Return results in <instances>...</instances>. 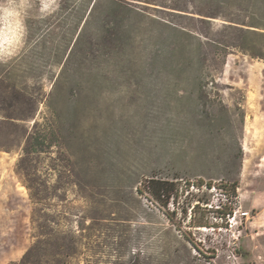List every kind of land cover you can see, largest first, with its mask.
Listing matches in <instances>:
<instances>
[{"label": "rangeland", "instance_id": "1", "mask_svg": "<svg viewBox=\"0 0 264 264\" xmlns=\"http://www.w3.org/2000/svg\"><path fill=\"white\" fill-rule=\"evenodd\" d=\"M183 3L97 31L83 2L0 0V264L33 245L28 264H264V60L206 39L224 21L202 15L236 7ZM199 69L213 81L200 87ZM34 120L56 141L31 161L46 187L31 199L16 165ZM150 176L183 188L174 225L136 192ZM200 181L215 187L185 186Z\"/></svg>", "mask_w": 264, "mask_h": 264}, {"label": "trees", "instance_id": "2", "mask_svg": "<svg viewBox=\"0 0 264 264\" xmlns=\"http://www.w3.org/2000/svg\"><path fill=\"white\" fill-rule=\"evenodd\" d=\"M182 1V2H181ZM221 4L218 5L220 9L236 7L240 12L243 13V17L236 16H221L217 13L209 12L205 17H222L224 23L221 24V35L219 38L211 39L206 38L210 43L213 42L215 46L222 48L225 52L227 50H237L250 56L251 58H257L264 60V23H263V0H235L236 4L232 6V0H215ZM70 2H83L86 6L84 13L87 15V19L96 20L101 22L97 31H102L105 28V21L115 16H126L130 13H139L144 9H155L166 10L169 13H180L187 12L183 0H59V6L65 7ZM112 33V32H111ZM227 53V52H225ZM194 80L197 81L198 85L204 86L207 82L213 81V76L209 72H204L199 69L194 72ZM20 121H25L24 118H18ZM55 132L52 122L40 123L34 120L29 133L26 136L25 143L22 149L21 157L19 158L16 168L17 174L20 175L23 180L25 187L29 191L31 199H36L40 193L45 191V186L39 184L37 180L31 177L32 160L38 158L39 155L48 154L51 152L52 147L55 145ZM242 156L241 150L237 155L240 159ZM234 176L228 179V185L222 189V194L233 203L236 200L238 180ZM205 186L207 189L215 187L210 182L203 183L200 181L198 184H190L185 182L186 188L202 187ZM43 186V188H39ZM180 182L175 178H160L157 176H150L141 181L139 186L136 188L137 194L143 196L147 200L154 203L158 209L162 212L165 218L174 225L173 212H169L167 207L171 200L178 198L182 192ZM195 206L191 211H194ZM233 208L226 204L220 206L213 211L214 215L221 221L225 222L226 219L232 215ZM184 214L186 211L183 212ZM193 218L194 226L206 227V224L195 221ZM33 245L20 259L19 264H28L27 261L30 252L36 248Z\"/></svg>", "mask_w": 264, "mask_h": 264}, {"label": "crops", "instance_id": "3", "mask_svg": "<svg viewBox=\"0 0 264 264\" xmlns=\"http://www.w3.org/2000/svg\"><path fill=\"white\" fill-rule=\"evenodd\" d=\"M257 118H261V117H258V116H257Z\"/></svg>", "mask_w": 264, "mask_h": 264}, {"label": "built area", "instance_id": "4", "mask_svg": "<svg viewBox=\"0 0 264 264\" xmlns=\"http://www.w3.org/2000/svg\"><path fill=\"white\" fill-rule=\"evenodd\" d=\"M244 215H246V214H244Z\"/></svg>", "mask_w": 264, "mask_h": 264}]
</instances>
